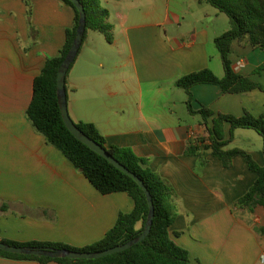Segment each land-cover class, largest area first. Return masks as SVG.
Returning <instances> with one entry per match:
<instances>
[{
	"label": "crops",
	"instance_id": "0c3cea01",
	"mask_svg": "<svg viewBox=\"0 0 264 264\" xmlns=\"http://www.w3.org/2000/svg\"><path fill=\"white\" fill-rule=\"evenodd\" d=\"M98 5L108 11L112 41L100 32L106 43H96L99 31H88L67 78L69 108L78 122L94 123L109 145L148 159L173 186L177 215L170 234L195 264H264V208H234L258 175L242 156L225 167L209 151L204 163L188 152L198 138L210 144L208 127L189 112L187 92L176 84L207 68L224 76L215 39L230 30V21L206 0H98ZM74 24L75 11L63 0H0V239L84 248L100 241L120 213L135 208L126 192L97 190L27 117L36 76L59 54ZM110 50L119 53L122 65L118 60L108 65ZM230 59L237 74L264 88V73H255L264 51L234 40ZM190 91L194 111L264 115V91L258 88L225 93L204 83ZM230 129L226 122L225 139ZM262 147L255 130L237 128L227 149H243L264 165ZM0 264L41 263L0 257Z\"/></svg>",
	"mask_w": 264,
	"mask_h": 264
},
{
	"label": "trees",
	"instance_id": "16d2710c",
	"mask_svg": "<svg viewBox=\"0 0 264 264\" xmlns=\"http://www.w3.org/2000/svg\"><path fill=\"white\" fill-rule=\"evenodd\" d=\"M63 1L74 9L75 24L72 28L67 29L66 43L59 54L53 58H48L40 74L36 76L34 94L27 110V117L35 129L45 137L47 143L61 150L97 190L104 195L126 192L133 198L135 208L130 213H120L114 227L100 241L84 248H76L59 242L33 241L19 243L5 239H0V241L14 246L99 252L123 245L141 235L145 228L149 207L146 195L136 181L79 141L63 121L57 97V74L73 44L79 23V12L74 3L70 0ZM206 1L228 17L231 28L215 39V45L221 55L225 72L223 77L216 76L211 69L207 68L190 73L176 82L178 87L187 92L189 112L199 114L208 127L210 144L206 145L204 138H198L191 143L188 152L198 154L201 163H204L209 151L211 155L219 158L225 167H230L233 158L237 156L245 158L249 168L256 172L258 177L247 193L236 201L234 208H248L251 210H254L257 206L264 208V165H259L252 155L243 149H227V146L235 138V130L237 128H247L255 130L262 137V152L264 155V115L255 116L249 111H245L240 117L222 113L215 115L208 108L194 111L190 91L192 86L204 83L218 85L225 93H239L256 88L264 91L263 86L259 83L252 81L249 77L237 74L230 59L234 40H246L253 48L264 51V0ZM81 2L85 6L87 15L83 43L89 30L103 33L107 41L111 42L112 26L107 22L108 11L99 7L98 0H81ZM75 61L68 71L67 78ZM255 73H264V63L255 70ZM209 118H212V126L209 124ZM226 122L231 125L228 139H225L224 132ZM76 125L144 181L155 205V217L150 234L141 243L129 249L99 259H53L12 254L1 249L0 257L36 260L41 264L50 261L60 264H195L188 251L179 246L170 234V227L177 215L175 205L177 195L173 186L151 169L148 159L139 157L131 148L109 145L106 137L94 123L81 121L77 122ZM261 233L264 237V227L261 228ZM175 235L178 236L179 233Z\"/></svg>",
	"mask_w": 264,
	"mask_h": 264
},
{
	"label": "water",
	"instance_id": "95a60500",
	"mask_svg": "<svg viewBox=\"0 0 264 264\" xmlns=\"http://www.w3.org/2000/svg\"><path fill=\"white\" fill-rule=\"evenodd\" d=\"M76 6L79 12V23L76 31L75 39L73 44L63 60L57 74V97L58 104L60 107L61 115L66 127L69 131L82 143L88 146L91 150L95 151L102 157H104L107 161H109L116 168L121 170L123 173L130 176L136 183L143 189L149 207V213L147 217V221L145 224L144 231L138 237L128 241L123 245H119L104 251L99 252H82V251H73L68 249H41V248H33L28 246H14L0 241V249L18 255L25 256H37V257H48V258H68V259H99L108 255H112L126 249L131 248L132 246L141 243L151 232L153 220L155 217V205L153 201V197L145 185L144 181L136 175L134 172L130 171L125 165L120 163L113 155H111L107 149L102 147L95 140L86 135L81 129L78 128L76 123L70 116L69 113V105H68V94L66 89V78L68 71L71 65L74 63L78 53L81 49L83 43V37L86 32V10L84 4L81 0H70Z\"/></svg>",
	"mask_w": 264,
	"mask_h": 264
},
{
	"label": "rangeland",
	"instance_id": "374dc122",
	"mask_svg": "<svg viewBox=\"0 0 264 264\" xmlns=\"http://www.w3.org/2000/svg\"><path fill=\"white\" fill-rule=\"evenodd\" d=\"M222 15H223V17H225V19H227V21H229V19H228V17L226 15H224V14H222ZM94 33L99 39L96 43H101V44H105L106 43L105 42V38L100 34V32H94ZM107 55H108V61H109L108 65L109 66H112L114 64V62H116L117 60H118L117 61L118 64H120V65L123 64L122 57L119 55V53L116 50H110ZM110 69L111 68H107V70H110ZM69 96L70 97L72 96L70 91H69ZM69 113H70V116L73 119V121L77 123L79 119L77 118V116L75 114V110L73 108H69Z\"/></svg>",
	"mask_w": 264,
	"mask_h": 264
},
{
	"label": "built area",
	"instance_id": "2783aa9c",
	"mask_svg": "<svg viewBox=\"0 0 264 264\" xmlns=\"http://www.w3.org/2000/svg\"><path fill=\"white\" fill-rule=\"evenodd\" d=\"M240 66H241V63L238 64V67H240ZM263 261H264V256H263Z\"/></svg>",
	"mask_w": 264,
	"mask_h": 264
}]
</instances>
